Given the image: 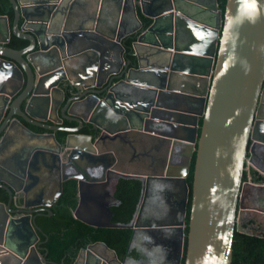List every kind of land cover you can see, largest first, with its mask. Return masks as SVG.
Segmentation results:
<instances>
[{"label":"water","instance_id":"95a60500","mask_svg":"<svg viewBox=\"0 0 264 264\" xmlns=\"http://www.w3.org/2000/svg\"><path fill=\"white\" fill-rule=\"evenodd\" d=\"M10 1L13 23L0 14V188L10 195L0 201V264H50L35 245L31 213L51 211L35 199L39 173L50 177L60 166L77 170L58 184L61 193L65 180L78 181V219L133 228L129 252L138 231L164 240L163 264H182L195 153L185 264H232L235 231L245 232L247 164L264 146V0H227L225 14L218 0H102L118 9L105 30L81 18L82 0ZM12 35L28 45L10 46ZM116 46L119 64L109 60ZM65 119L79 125L63 126ZM88 126L95 133L82 132ZM57 131L69 132L65 141ZM18 132L30 143L6 154ZM151 136L159 145L146 143L160 151L153 170L121 168L119 145L135 148ZM113 178L142 181L130 223L112 221L121 203ZM152 179L179 186L173 218H142ZM15 193L24 194L18 211L27 214L11 216ZM127 257L96 241L73 264Z\"/></svg>","mask_w":264,"mask_h":264},{"label":"trees","instance_id":"16d2710c","mask_svg":"<svg viewBox=\"0 0 264 264\" xmlns=\"http://www.w3.org/2000/svg\"><path fill=\"white\" fill-rule=\"evenodd\" d=\"M0 13L7 14L11 24L15 18V11L10 0H0ZM219 7L225 14L227 0H218ZM29 41L13 35L10 46L24 48ZM202 123V121H201ZM196 153L193 156L190 173L187 178L190 187V195L186 216V239L182 264H185L189 222L192 206V191ZM247 172H245V177ZM142 192V181L138 179L122 178L118 181L115 195L121 203L113 207L114 216L112 221L130 223L134 217ZM78 186L74 179L66 181L62 197L52 207L53 214H39L37 222L42 227L41 239L43 243V254L46 255L50 264H70L74 261L82 247L96 241H105L111 248L115 249L118 256L124 259L126 255L137 256L134 250L128 251L133 228L130 227H97L90 225L75 216L78 206ZM9 194L0 189V200L8 201ZM232 264H264V235L251 234L236 230L234 237V256Z\"/></svg>","mask_w":264,"mask_h":264},{"label":"flooded vegetation","instance_id":"af4514ba","mask_svg":"<svg viewBox=\"0 0 264 264\" xmlns=\"http://www.w3.org/2000/svg\"><path fill=\"white\" fill-rule=\"evenodd\" d=\"M2 4L3 3H0V5H2ZM9 20H10V18H9ZM11 39H12V37H11ZM62 125L74 127V126H78L79 124L76 121H71V120L65 119L63 121ZM31 126L34 129H36L37 131L43 130L40 127H37L34 125H31ZM82 132L90 133V134L95 133L94 131L89 129V126L84 127ZM68 134H69V132H66V131H57L56 132L57 138L61 142L65 141L66 136ZM136 144L137 143H135V148H133V146H131L129 143H126L124 145L121 144V146L119 145V147H118L119 153L118 154L120 155L121 160H122V164L120 165L121 168L128 169L127 166H129V165H132L136 168L138 166V164H140L143 156H146V155H149L150 157L153 156L152 154H150L148 152L146 153L145 151L139 152L138 151V145L136 146ZM250 156H252V154H250ZM62 157H63L62 159H64V156H62ZM251 159L252 160L248 161L247 168H246L247 176L246 177L244 176V182H251V186L246 185L245 193L247 196L245 198V203H246L247 209H246V212L242 213V215H241V223H242V228H244L245 232L251 233V234L264 235V146H258L256 149V153L251 157ZM76 173H77V170H75L73 167L61 168V166H60L58 169L55 168L54 174L51 175L50 177H48L47 181H45V186L41 187L42 192H37L38 195H35V199H37V200L40 199L41 201L51 202L52 205L50 206V210L52 211V207L57 204V202L60 200V198L62 197V195L64 193L66 181H71L74 178H70L68 180H65L63 190L61 193L59 190L60 189V186L58 184L59 181H62L61 179H62L64 174L74 175ZM121 179L122 178H120V179L113 178L111 180L112 183H111L110 187H111L114 195H115L116 186L118 184V181H120ZM74 180L77 181L76 179H74ZM159 181H162V180L152 179L150 182V187L147 191V193L153 194L154 197L156 198V199H154V200H156L155 202L149 204L153 208V212L155 211V209H154L155 206H157L159 204V202L157 200H160L159 196L163 192V189H160V187L158 188ZM164 182H167L169 184L171 183L168 181H164ZM77 186H78V181H77ZM153 187H155L156 189L152 190ZM0 189H4V188H0ZM30 190L32 191V188ZM5 191H7V190H5ZM163 194H164V192H163ZM146 195H148V194H146ZM23 196H24V194H19V193L14 194V198L12 201V208L15 211L11 212V216L16 217V216L28 213L25 211V209L22 211H18V209H20V207L24 203ZM145 198H146V196L144 197V202H143L142 218H143V215L147 213L148 215L147 214L144 215L145 218H143V219H146V220H147V218L153 219L152 218V213H153L152 209L150 207H149L150 208L149 210H148V208H146ZM9 200H10V195H9L8 201ZM0 201H3V200H0ZM8 201H4V202L8 203ZM33 209H34V211L31 213V218H32L33 222L35 220L36 231L39 235V239L36 241L35 245H36L37 249L40 251V253L44 257H46V255L43 254V252H42V249L44 247L43 246L44 242L41 239L40 233L43 230H42V227L37 222V216L39 214H46V213H48L49 215H52V214H50L51 211L44 209V207L38 206V207H35ZM87 246H85V247H87ZM83 248L84 247H82L79 250L74 261L70 264H73L76 261V259L79 256V253L81 252V250ZM148 255H149V253H148ZM148 255H146V256H148ZM126 256H128L127 257L128 258L127 259L128 264L136 263V259L134 257H131L129 255H126ZM143 257L145 259V256H143Z\"/></svg>","mask_w":264,"mask_h":264},{"label":"crops","instance_id":"0c3cea01","mask_svg":"<svg viewBox=\"0 0 264 264\" xmlns=\"http://www.w3.org/2000/svg\"><path fill=\"white\" fill-rule=\"evenodd\" d=\"M79 14L81 18H89L94 17V24L96 28L98 29H108L112 25H114L116 21V17L118 15V9L112 2H105L103 3L102 0H82V4L79 5L78 9ZM132 19H134L131 16ZM131 19V20H132ZM95 37L98 36V38H102L100 34L92 33ZM109 60L112 61L113 64H119L122 61V54L120 51V47L116 46L111 51V56ZM13 140L5 147L4 152L6 154H10L15 149L20 148L24 143H30V139L28 137L22 136L19 132L15 135V137L12 138ZM157 144L159 145V140L156 138V136H151L143 139V142L136 144L138 145V151L152 154L154 157H158L160 154V151L157 149H151L150 144ZM135 145V143H134ZM129 155V154H128ZM152 156V157H153ZM149 155L143 156L140 164L135 168L132 165L127 166L129 169H138L140 171H151L153 170L152 166L154 160ZM40 174V182L39 185L41 187L45 186V181H47V172L44 170L39 173ZM158 188L163 189V192L161 193V197L159 196L160 200H157L159 202V206H155V211L153 212V208L150 203L155 202L156 199L153 194L147 193L145 198L146 202V208L148 210L152 209V218L154 221H163L167 218H173V208H175V200L178 198L177 194L180 191V188L178 185H175L173 183H167L164 181H159ZM156 188L153 187L152 190H155ZM158 191V190H157ZM158 198V199H159ZM150 207V208H149ZM147 214V213H146ZM144 214V215H146ZM143 215V218L145 216ZM148 215V214H147ZM161 236V235H160ZM159 238V237H158ZM163 239V238H162ZM168 246L165 244V241L162 240V242H155V238L152 236L147 235L143 231H138L136 233V236L134 238V242L132 244V250L135 251L137 256H133L136 259L135 264H163L166 260V256L168 254ZM149 253V255H148ZM148 255V256H146ZM145 256V259L144 257Z\"/></svg>","mask_w":264,"mask_h":264},{"label":"rangeland","instance_id":"374dc122","mask_svg":"<svg viewBox=\"0 0 264 264\" xmlns=\"http://www.w3.org/2000/svg\"><path fill=\"white\" fill-rule=\"evenodd\" d=\"M128 264V263H127ZM133 264H135V263H133Z\"/></svg>","mask_w":264,"mask_h":264}]
</instances>
